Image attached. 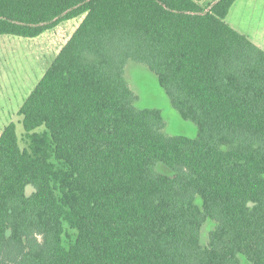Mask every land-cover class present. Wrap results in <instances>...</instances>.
Here are the masks:
<instances>
[{"label": "trees", "instance_id": "trees-1", "mask_svg": "<svg viewBox=\"0 0 264 264\" xmlns=\"http://www.w3.org/2000/svg\"><path fill=\"white\" fill-rule=\"evenodd\" d=\"M235 1L0 0V34L83 15L18 108L25 145L0 133V264H264V49ZM128 61L195 137L134 105Z\"/></svg>", "mask_w": 264, "mask_h": 264}, {"label": "rangeland", "instance_id": "rangeland-1", "mask_svg": "<svg viewBox=\"0 0 264 264\" xmlns=\"http://www.w3.org/2000/svg\"><path fill=\"white\" fill-rule=\"evenodd\" d=\"M231 12L249 19L241 22L239 30L235 27L234 29L243 31L241 33L264 49V0H238ZM82 18L83 15L63 20L35 37L0 34V133L6 124L14 122L21 146L25 145L24 128L18 108L71 37ZM125 78L136 96L134 100L136 107L161 110L164 133L187 137L197 135L195 123L181 117L160 86L155 73L145 64L128 61L125 66ZM157 168L161 172L169 171L162 164ZM32 190L31 186L27 187V193ZM213 226L214 221L209 219L203 224L200 231L202 244L207 242L208 232ZM240 264L250 262L240 257Z\"/></svg>", "mask_w": 264, "mask_h": 264}, {"label": "crops", "instance_id": "crops-1", "mask_svg": "<svg viewBox=\"0 0 264 264\" xmlns=\"http://www.w3.org/2000/svg\"><path fill=\"white\" fill-rule=\"evenodd\" d=\"M237 1H238V0H236L234 3H236ZM234 3L232 4L231 8L229 9V12L227 13L225 19H226V21H227V23H228L229 25H231L233 28L235 27V28L238 29V26H242V25H241V22H242V21H243V22H246V20L249 21V19L242 18L241 15H239V14H237V13L234 14V12H231V11H233ZM258 4H259V3H258ZM230 12H231V14H230ZM229 17H231V21H229ZM246 17H248L247 14H246ZM248 25L250 26L249 23H248ZM251 29H253V28H251ZM238 30H239V29H238ZM241 32H243V31H241Z\"/></svg>", "mask_w": 264, "mask_h": 264}]
</instances>
